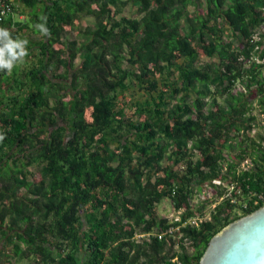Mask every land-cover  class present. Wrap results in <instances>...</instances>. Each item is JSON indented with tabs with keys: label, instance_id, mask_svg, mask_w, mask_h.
<instances>
[{
	"label": "trees",
	"instance_id": "obj_1",
	"mask_svg": "<svg viewBox=\"0 0 264 264\" xmlns=\"http://www.w3.org/2000/svg\"><path fill=\"white\" fill-rule=\"evenodd\" d=\"M4 2L0 27L29 53L0 72V232L15 257L198 264L215 232L264 204V68L236 60L255 52L264 0ZM127 4L136 16L120 14ZM81 17L92 23L78 29ZM203 186L211 198L190 210ZM162 198L182 216L213 203L177 252L168 237L134 238L162 229Z\"/></svg>",
	"mask_w": 264,
	"mask_h": 264
},
{
	"label": "built area",
	"instance_id": "obj_2",
	"mask_svg": "<svg viewBox=\"0 0 264 264\" xmlns=\"http://www.w3.org/2000/svg\"><path fill=\"white\" fill-rule=\"evenodd\" d=\"M7 11V6L4 2V0H0V19L5 15ZM18 18H21V15L18 16ZM260 42V43H259ZM248 43L252 45L253 50L251 53L248 51V56H245L243 54L238 53L236 56V60L241 63V66L244 68L249 67L250 64H256L260 65V68H264V52L260 55L257 52H260L264 49V23L256 26L254 29L251 30V32L248 35ZM264 75V71L262 72ZM231 87L239 92H246V88L244 84L238 79L234 78L231 82ZM264 98V97H263ZM252 105L254 106V112L257 115V105L255 104V100H253ZM260 117V115L258 114ZM259 119V118H258ZM260 123H262L260 121ZM264 124V122H263ZM257 128V126L252 125L250 128V134L254 132V130ZM211 184L213 185H220L221 180L219 178H213L211 179ZM231 188V186L229 187ZM207 192H210L212 195L211 188L209 186H203L198 192L192 193L189 198L186 205L190 210H193L196 206V202L198 200L203 199H210L211 195H208ZM168 200V209L167 213L163 214L159 217L164 218V226L162 229L155 233H142V234H134V238L136 241H139L141 238H147L149 235L155 236L157 239H161L162 237H168L172 241V251L177 252L179 250L180 244H186L188 241V238L183 235L182 228L186 226H197L200 222L206 220L208 218V212L209 207L213 206V203L206 205L201 214L197 213H190L189 215H184L185 205H182L178 208H174V206L171 204L170 200ZM218 199V198H217ZM172 260H175V258H172ZM22 264H52L49 261H40L38 260L37 263H32L31 260H25Z\"/></svg>",
	"mask_w": 264,
	"mask_h": 264
},
{
	"label": "water",
	"instance_id": "obj_3",
	"mask_svg": "<svg viewBox=\"0 0 264 264\" xmlns=\"http://www.w3.org/2000/svg\"><path fill=\"white\" fill-rule=\"evenodd\" d=\"M198 264H264V204L215 232Z\"/></svg>",
	"mask_w": 264,
	"mask_h": 264
},
{
	"label": "clouds",
	"instance_id": "obj_4",
	"mask_svg": "<svg viewBox=\"0 0 264 264\" xmlns=\"http://www.w3.org/2000/svg\"><path fill=\"white\" fill-rule=\"evenodd\" d=\"M40 19L44 22L36 24L35 28L39 30L42 36L48 37L50 30L46 26L47 18L41 17ZM27 45V39H21L19 37L14 39L10 30L0 27V72L6 71L11 73L18 63H23L29 54ZM24 259L29 260L27 258Z\"/></svg>",
	"mask_w": 264,
	"mask_h": 264
},
{
	"label": "rangeland",
	"instance_id": "obj_5",
	"mask_svg": "<svg viewBox=\"0 0 264 264\" xmlns=\"http://www.w3.org/2000/svg\"><path fill=\"white\" fill-rule=\"evenodd\" d=\"M189 10L192 9L191 6L188 7ZM121 15H131V16H136V10L133 6H130L129 4L125 5L124 8L122 9V11L120 12ZM118 14V15H120ZM92 23V19L91 17H81V19L79 20L78 22V29H82L85 25H89ZM31 38H36L37 36L36 35H31L30 36ZM71 39V38H74V39H78V36H75L73 31H69V32H66L63 36V39ZM201 61H207V58H202L200 59ZM211 60H214V59H211ZM77 62V59L75 60ZM135 91L136 90V86L134 85H130V91ZM36 168H37V165H33L31 166V172H35L36 171ZM208 195H211L210 192H207ZM157 208H158V216H161L163 214H166L167 213V209L169 208L168 207V200L166 198H162L158 205H157Z\"/></svg>",
	"mask_w": 264,
	"mask_h": 264
},
{
	"label": "crops",
	"instance_id": "obj_6",
	"mask_svg": "<svg viewBox=\"0 0 264 264\" xmlns=\"http://www.w3.org/2000/svg\"><path fill=\"white\" fill-rule=\"evenodd\" d=\"M6 221L7 217H4L2 223L4 224ZM1 228L4 229V226L2 225ZM23 260L25 259H19L14 256L10 249V244L2 237L0 232V264H22Z\"/></svg>",
	"mask_w": 264,
	"mask_h": 264
}]
</instances>
